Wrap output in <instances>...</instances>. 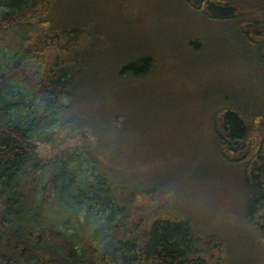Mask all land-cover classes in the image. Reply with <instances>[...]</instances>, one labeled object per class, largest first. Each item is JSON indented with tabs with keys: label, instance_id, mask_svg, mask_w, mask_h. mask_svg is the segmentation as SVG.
Returning a JSON list of instances; mask_svg holds the SVG:
<instances>
[{
	"label": "trees",
	"instance_id": "1",
	"mask_svg": "<svg viewBox=\"0 0 264 264\" xmlns=\"http://www.w3.org/2000/svg\"><path fill=\"white\" fill-rule=\"evenodd\" d=\"M183 1L206 21L229 16L232 43L255 54L264 70V50L258 52L257 42L248 40L242 28L247 12L261 20L264 0ZM57 10V0H0V39L9 41L11 50L8 56L0 54V264H24L22 257L38 264H237L239 259L246 264L223 233L208 230L206 223L201 231L193 227L186 209L178 206L186 207L188 200L177 192L163 197L154 187L128 193L96 167L95 180L78 171L85 153L106 150L101 122L74 113L80 78L89 68L79 49L98 29L60 20ZM137 62L152 69L148 57ZM129 69L122 67L120 75ZM219 115L223 123L217 130ZM214 121L219 155L237 168L247 188L242 221L264 243L263 117L243 118L225 107L214 110L213 126ZM93 209L110 213L87 230L94 236L82 241L79 253L72 239L84 235L79 228ZM70 217L78 227L59 225ZM16 221L32 225L19 232L11 224Z\"/></svg>",
	"mask_w": 264,
	"mask_h": 264
},
{
	"label": "rangeland",
	"instance_id": "2",
	"mask_svg": "<svg viewBox=\"0 0 264 264\" xmlns=\"http://www.w3.org/2000/svg\"><path fill=\"white\" fill-rule=\"evenodd\" d=\"M57 3L60 20L87 31L98 29L87 47L79 49L89 68L80 78L74 113L93 124L101 122L106 150L85 153L78 171L95 180L96 167L128 193L154 187L159 188L155 194L163 197L177 192L188 200L186 207L181 202L178 206L186 209L193 227L207 229L208 224V230L231 240L246 264H264V243L242 221L247 188L237 168L222 161L214 137L216 120L211 124L214 110L225 107L243 118L260 115L264 120V70L255 54L232 43L229 16L206 21L183 0ZM3 39L0 54L8 56L10 42ZM145 57L152 60L149 71L139 64L143 59L137 62ZM127 65L128 74L120 75ZM121 202L123 198H117ZM95 210L79 228L84 235L72 239L79 253L82 241L94 236L87 230L110 213ZM11 224L19 232L32 225ZM61 224L79 226L73 217ZM18 251L23 254V247ZM19 259L38 264L35 258Z\"/></svg>",
	"mask_w": 264,
	"mask_h": 264
},
{
	"label": "flooded vegetation",
	"instance_id": "3",
	"mask_svg": "<svg viewBox=\"0 0 264 264\" xmlns=\"http://www.w3.org/2000/svg\"><path fill=\"white\" fill-rule=\"evenodd\" d=\"M239 0H236V2H238ZM259 4H262L261 0H258ZM247 5H250L249 3L246 4H242L239 5L240 7H245ZM256 5H253L252 8H254ZM263 14L258 15V17L261 18L260 21H255L252 20L251 18H253V14H249V12H247V14L245 15V17L247 18V21L243 24L242 28L246 29V38L248 40H252V41H256L257 43H254V47L257 49V51L259 52L260 50H264V11L262 12ZM262 113V112H261ZM217 130H220V127L223 123V119H222V115L218 116L217 119ZM246 123L248 124V120L246 121Z\"/></svg>",
	"mask_w": 264,
	"mask_h": 264
}]
</instances>
